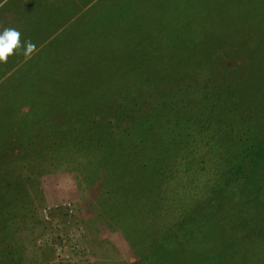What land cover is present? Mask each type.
Here are the masks:
<instances>
[{
  "label": "trees",
  "instance_id": "1",
  "mask_svg": "<svg viewBox=\"0 0 264 264\" xmlns=\"http://www.w3.org/2000/svg\"><path fill=\"white\" fill-rule=\"evenodd\" d=\"M141 1L155 6L149 12L166 13L168 21L159 28L152 17L156 31L150 35L141 27L149 36L134 48L131 42L111 47L138 57L124 61L102 51L73 63L60 57L58 67L47 53L57 69L55 79L43 76L48 87H40L38 75L19 71L1 80L0 264H41L38 250L48 245L54 228L43 216L46 205L35 185L43 174L71 172L78 190L98 188L90 208L121 231L135 232L138 218L145 222L155 215L139 237V264L183 261V244L194 250L203 237L209 239L211 230L192 231L201 215L197 203L184 204L190 185L200 187L194 195L207 205L218 185L239 182L250 189L252 175L264 180V20L254 23L246 9L228 11L217 0ZM254 1L263 4L253 9L264 16V0ZM244 2L249 0L236 5ZM187 12L188 22L179 21L184 26L173 37L176 18L168 16L180 20ZM235 28L256 37L224 51L217 36ZM95 62L112 71L104 70L98 76L103 78L91 81L93 90H85L91 83L82 74ZM27 64L33 68L37 62ZM257 116L262 120L256 127ZM173 192V201L164 205ZM169 207L173 212H166ZM51 211L67 214L62 207ZM214 214L207 210L203 222L211 224ZM213 256L215 264H226Z\"/></svg>",
  "mask_w": 264,
  "mask_h": 264
},
{
  "label": "rangeland",
  "instance_id": "2",
  "mask_svg": "<svg viewBox=\"0 0 264 264\" xmlns=\"http://www.w3.org/2000/svg\"><path fill=\"white\" fill-rule=\"evenodd\" d=\"M238 1L240 0H217V4L223 6V8L226 7L228 11L237 12L243 8L246 9L247 17L256 19L253 18L255 20L254 23L259 24L264 20L261 19L264 17L263 14L258 15L254 10L259 6L263 8V4H259L256 1L251 3L252 0H249L248 3L244 2V5L241 4L238 7L236 5ZM16 2L17 0L5 1L2 10L6 6L15 5ZM141 2V0H54V3H49L48 6L52 5L54 6L53 9H60L64 13L72 10V16L68 19L69 17H65L62 14L61 17L56 19L52 23L56 25L51 27L53 35H46V41L40 45L37 54L31 59L27 58L21 61L20 65L13 69V73L19 71L20 74L25 73L26 76L30 73L38 75L41 79L39 80L43 81L40 83V87L46 88L47 85H45L46 81H44L43 76L52 75L51 77H53L54 71L57 70L56 65L59 67L60 57H65L69 63H73L75 59L88 57H92L91 60H93L97 55L102 56V51L107 53V55L110 53L115 54L116 52L111 47L119 44L123 48L126 43L131 42L134 48V43H139L141 39L143 41L142 37H147L152 34L151 32L156 31L157 25H150L151 19L154 18L155 21L156 18L159 21L157 22L160 24L158 25L159 28H162L163 24H167L168 21H164L166 13L155 11L154 14L149 12L148 10L151 8L154 10L155 6L150 3L142 6ZM67 6L70 11L65 9ZM183 15L185 16H182L180 20L178 16H168L172 20L176 18L175 21L173 20L172 30L169 32L173 37L176 34L174 31H180L184 26L180 22L184 23L185 20L186 22L189 20L188 12ZM169 22L168 25H164V28H169ZM260 25L264 26V21ZM143 26L150 30L149 34H141V27ZM95 28L96 31H94ZM226 28L228 27H225V30ZM257 28L261 29L260 27ZM46 29L49 31V26ZM245 30L239 29L238 33H236L234 32L237 31L236 28L234 30L231 29L224 36L220 33L217 37L220 42L224 41L221 44L222 49L234 52L232 47L240 44L237 40L244 41L245 39L249 41L256 37L246 34ZM262 34H264V30ZM239 35H242V38H238ZM222 49L218 52L222 53ZM131 52V49L124 52L117 51L115 55L117 59H125L126 61L131 60L133 56L138 57L136 52L132 53V55ZM47 53H52L56 65L55 61L53 66L48 63ZM31 61L37 62L35 67L32 66L34 69L29 68L27 64V62ZM53 63L51 62V64ZM96 63H91L84 69L85 73L82 74L89 77L88 81L90 83L93 79V82H95L103 78L106 75L103 74L104 70L112 71L109 69L110 67L105 65L100 67L98 64L95 65ZM64 68L65 65L63 63L62 69L64 70ZM70 70V73L78 72L77 69L73 71L71 68ZM101 74H103V77H98ZM4 78L6 76L0 77V82ZM26 78L28 79V77ZM53 78L55 79V77ZM85 85V90L89 87L91 91L95 86L94 83ZM104 86L102 84V87ZM7 87L11 86L4 85L2 88L5 89ZM65 87H62V89H66ZM12 98L16 99V95ZM259 119L262 120L258 116L255 118L254 124L256 127V121ZM254 175H252L249 183L250 189H244L243 185L238 184L239 182L227 183V186L218 185L216 195L207 201V205L205 204L206 202L201 204L203 201H200L194 195V191H201L200 187L195 188L190 185V191L187 193L188 198L184 204L192 205L194 202L197 203L196 206L199 205L197 214L198 216L201 215L198 217V222L191 226L192 231L194 233H204L206 230H211V233L207 241H205L204 237L201 241H198L194 249L196 252L190 248L189 242L185 246L183 244L182 249H185V252H183V255L181 253V256L185 259L173 264H215L214 254L217 257L221 256V259L226 264H264V180L259 181L258 177ZM208 183L209 186H212L213 179L208 180ZM35 185L39 187L46 206L61 205L63 202H69L73 210L71 214L51 211L47 220L51 221L50 225H53L54 228L52 227V231L47 234L49 236L48 245L38 250L41 264H139V255L136 252L144 250L139 237L142 235L143 228H148L147 222L156 220L154 218L155 215L145 217V222H140L138 218V222L134 223L135 232L128 233L121 231L120 227L112 222L109 216L101 219L96 210L90 208V202L95 198L98 188L91 187L84 191L78 190L73 173L55 172L43 174L37 178ZM204 186L206 188V184ZM203 192L205 193V189ZM174 197L173 192L164 205L168 206ZM204 205L206 206L203 207ZM171 209L169 207L166 212L171 213ZM209 209L215 212L213 216L215 218H212L211 224L208 221L203 222L204 218L202 217ZM168 216L166 214L163 220H169ZM152 225L156 228L157 223ZM150 231L151 229L148 231L150 234L157 235L158 230L154 233ZM27 234L28 230L24 233V237ZM207 234L209 235V231ZM200 254H203V258H199ZM194 258L197 261H194ZM189 260L192 262H189Z\"/></svg>",
  "mask_w": 264,
  "mask_h": 264
},
{
  "label": "crops",
  "instance_id": "3",
  "mask_svg": "<svg viewBox=\"0 0 264 264\" xmlns=\"http://www.w3.org/2000/svg\"><path fill=\"white\" fill-rule=\"evenodd\" d=\"M5 1L8 0H0V31L4 28H15L21 33L22 42L30 40L36 46L34 52L28 57L30 59L37 54L40 45L45 43L46 35H53L51 27L56 24L52 23L62 14L70 19L73 12L68 9V6L65 9L70 12L67 13L62 12L60 9H53L54 6L52 5L48 6L49 3L53 4L54 0H17L15 5L6 6L2 10ZM48 26L49 31L46 29ZM25 59L27 58L21 51L10 56L7 62L0 63V77L12 74L13 69Z\"/></svg>",
  "mask_w": 264,
  "mask_h": 264
},
{
  "label": "clouds",
  "instance_id": "4",
  "mask_svg": "<svg viewBox=\"0 0 264 264\" xmlns=\"http://www.w3.org/2000/svg\"><path fill=\"white\" fill-rule=\"evenodd\" d=\"M30 40L21 41V33L15 28H4L0 31V63L7 62L8 58L22 51L25 58L35 50Z\"/></svg>",
  "mask_w": 264,
  "mask_h": 264
},
{
  "label": "built area",
  "instance_id": "5",
  "mask_svg": "<svg viewBox=\"0 0 264 264\" xmlns=\"http://www.w3.org/2000/svg\"><path fill=\"white\" fill-rule=\"evenodd\" d=\"M55 207H62L64 208L66 211H67V214H71L72 213V207L70 205L69 202H63L61 205H54V206H45L43 209H42V213H43V216L45 219H48L49 217V212L51 211L52 208H55Z\"/></svg>",
  "mask_w": 264,
  "mask_h": 264
}]
</instances>
